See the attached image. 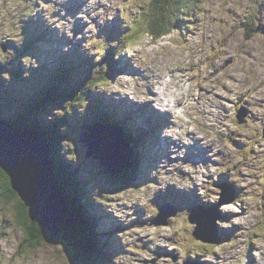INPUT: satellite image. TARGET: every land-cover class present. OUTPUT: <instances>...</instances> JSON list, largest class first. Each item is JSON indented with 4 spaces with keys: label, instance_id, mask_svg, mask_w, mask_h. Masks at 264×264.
<instances>
[{
    "label": "rangeland",
    "instance_id": "1",
    "mask_svg": "<svg viewBox=\"0 0 264 264\" xmlns=\"http://www.w3.org/2000/svg\"><path fill=\"white\" fill-rule=\"evenodd\" d=\"M196 3L186 2L190 4L189 11L182 17L188 22L178 31L158 41L139 36L133 46L125 48L123 62L133 71L120 67L113 73V84L106 89L93 88L117 98L115 101L120 106L122 100H128L131 107L138 108L133 115L138 111L144 113L139 115L137 125L133 124L135 133L124 134L132 149L135 135L139 142L145 141V147H138V152L134 149L131 156L137 155L138 178L141 174L144 183L118 194L105 193L100 187L92 190L103 194L106 201L102 211L111 221L107 223L99 212L95 213L105 234L100 235L104 245L98 249L102 264H264V230H259L264 226V0H198ZM150 4L149 0H0V82L9 80L7 71H1L8 57L20 65L27 63L26 69L38 70L44 65L36 82L50 84L51 76L45 68L56 56L76 51L82 56L96 57L98 50L90 49L91 40L105 42L115 33L111 27H125L130 20L137 21ZM33 23L47 30V37L51 36L48 43L33 44L34 49L41 48L45 54L36 52L17 57L14 48L28 42ZM164 66L171 70L165 71ZM50 92L56 100L67 98V94L56 89ZM8 95L11 103L0 87V113L16 108L14 102L20 100L11 90ZM164 97L169 101L177 99L175 115L184 120L183 129L189 130L178 146L169 145L168 149L163 138H173L176 142L173 133L180 130V125L166 116L169 112L162 102ZM87 105L90 112L94 110V103L91 108ZM35 108L43 114L52 112L49 108ZM72 111L67 117L73 114L69 124L73 130L74 124L77 127L81 124L75 117L77 110ZM148 111L155 112L157 117L148 115ZM55 112L58 110L52 115ZM49 118L44 121L37 118L35 123L20 121L14 129L26 133L34 124L41 126L40 123L51 121ZM84 120L86 117H81V122ZM106 132L102 134L105 138L123 142L120 125L112 129L113 134ZM36 134L44 140L43 133ZM76 136L79 137H74L75 142L83 137ZM151 136L155 141L152 150L148 146ZM114 140L109 139V143L117 154ZM65 143L59 144V158L67 161L72 148ZM77 151H81L79 146ZM147 157L152 158L147 161ZM91 162L95 163L93 160L79 163L88 177H92ZM95 169L101 175L97 180L109 181L101 172V165L96 164ZM224 174L231 176L232 183L240 188V195L234 200L218 185ZM88 177L85 180L89 184ZM166 197L171 199V204H163ZM17 199L22 203L19 196L10 197L5 204L0 202V264H70L68 253L61 246L46 242L47 245L36 248L35 243L24 244L28 237L15 219L20 204ZM114 199L117 200L113 202ZM196 200L207 205L203 210L217 213V229L209 237H217L220 241L216 244L222 246L213 244L207 250L194 244L193 227L187 218L199 211H191V203ZM102 201L98 200L99 206ZM24 208L30 219V209ZM161 208L167 213L176 209V214L167 220L166 226H154ZM31 221L38 224L36 218ZM222 234L235 236V244L227 243L220 237ZM66 235L64 238L69 240ZM184 249L188 252L181 251ZM105 250H112L114 255L102 253ZM83 260L92 264L85 255L79 264Z\"/></svg>",
    "mask_w": 264,
    "mask_h": 264
},
{
    "label": "trees",
    "instance_id": "2",
    "mask_svg": "<svg viewBox=\"0 0 264 264\" xmlns=\"http://www.w3.org/2000/svg\"><path fill=\"white\" fill-rule=\"evenodd\" d=\"M149 1L151 6L149 9H146L140 13V16L136 22L132 21L135 29L134 31L132 30L122 37L126 38L124 41L114 44H112V42L108 39L103 43H98L99 41L95 40L90 42V49L92 51L95 49L98 50V54L94 58L82 56L80 53L76 54V51L66 54L65 56L62 54L56 56L54 62L50 63L46 68V71L51 76V83L48 85L44 84L43 87H39L40 89L38 90H36V76L42 72L41 68L44 65H41V68L38 70L32 68L26 69L20 65V63H16L13 59H11L6 61V63L3 64L1 68V71H7V76H9L8 81L3 79L0 82V87H2V95L11 97L8 95L9 90L15 94H18L19 97L23 95L30 96L29 92H35V95L32 98L33 106L42 109H48L50 106L54 105V107L59 110L58 112H55L56 116L55 118L53 117V121L43 124L40 123L42 127L34 124L31 128H28V130L35 133H43L42 137L50 147V151L53 154L52 159L56 167L55 172L58 180V186L63 192V197L66 198V203L71 206L74 214L79 217L81 227L83 229L82 234L80 235L78 233H72L73 237L71 238V241L77 250L76 254H78V258L81 260V258L85 255L88 260H92V264H99L101 262L99 261V257H102V254L98 251V249H101L99 246L101 247L104 245L103 242L100 241L99 233L95 235L92 232L94 230H99V227L101 226V221L99 218L96 219L94 214L93 217L96 220L94 223L91 216L96 210V207L92 206L93 203H96L97 207H99V202L94 201L95 198L93 197V200L91 194L86 195L90 190L94 191L95 189H92L90 186H88V182L81 178L79 170H77V168H73L72 166L69 167L71 164L68 159L67 161H64L63 158H59V144H61L63 141L66 142L69 144V147L72 148V154L75 156V152L79 155L77 146L75 145L74 137L76 136V132H78L82 126L86 124L101 123L120 125V128L124 129L126 135L135 133V126H133V124L137 125L136 120H138L139 117L128 119L126 113L120 112L117 114V110L120 111V108L123 105L120 106V104H117V102L110 96L104 95V92H101L103 96L97 95L93 88L98 87L105 89L111 84L110 77H112L113 73H115L118 69L117 65L119 63V61L114 60V57L121 55L123 52V47L125 48L126 45H133L136 43L139 36H147L154 41H158L159 39L166 37L168 34L174 31V29H176V26L180 25L181 14L189 9V5L191 4H186L188 0ZM192 1L195 4L198 2V0ZM34 32H44L47 34V30L41 27L36 28ZM31 33L32 32H30V34ZM119 36L121 35L116 33L115 38H118ZM32 41L33 43L30 40L26 43V46L21 48H14L17 52V57L18 55H22L25 51H31L33 49V44L38 41V36H36V34L33 36ZM118 43H121L122 47L118 46ZM34 50L35 52H31L32 54H35L36 52L45 54L41 48L37 50L35 47ZM53 89L67 94V98H65L64 95L63 97L65 99H59L65 101L58 100L55 103L54 100L56 99L53 97L55 95L50 92V90ZM39 97L42 98V102L38 103V101H40ZM27 100H30V97H28ZM1 101L4 100L1 99ZM65 103H68L69 107H66ZM87 103L89 104V108H91L92 103L95 104L94 111L90 112L89 109H87ZM35 107H31V110L27 111L30 114L28 117L18 115V113L16 116L15 114L8 115V113L3 112L0 113V119L8 120L14 128L19 125L20 121H29L31 123H35V120L41 116V112ZM81 108H84V110H80ZM57 109H54L53 112ZM73 109L77 110V121L81 125H79L77 128H73L72 130L71 127H69V124L70 118L73 116V114L69 116V119L67 114L74 113V111H72ZM85 111H89V115L81 116ZM81 117H86V120L81 122ZM40 120L44 121V119ZM66 120L68 124L66 123ZM129 120H131V122H128ZM72 141L74 144H72ZM152 141L153 138H149L148 146L150 147V150L153 144ZM134 146L135 151H138V147H145V141L139 142L138 137L135 135ZM134 149L131 148V154H133ZM70 158L74 160L73 157L70 156ZM136 158L137 155L135 153V158H132V160L131 158L129 159V161H131L129 162L127 169H125L126 171L124 175H120L118 182L116 181V184L113 182L112 185L115 184V186L121 187L123 189V187L128 186L131 181H133L135 184L136 181H139L138 173L140 167ZM78 162L80 163V161ZM66 189H68L69 193L66 191ZM17 195L18 194L12 190L8 177L0 169V202L5 204L10 197H18ZM102 195L103 194H101L100 198L105 200ZM17 200L20 204L17 206L18 214L15 216V219L19 222L20 227L22 230L24 229L26 236L28 237V239L26 238L27 241L24 239V244L30 245L35 243L37 245L36 248L44 246L46 242L47 244H53L52 240L56 238L52 237L50 233L43 231V229H41L38 224L36 225L35 223H32V221L29 219L26 209L23 207L19 199ZM79 202L81 204H79ZM91 206L92 209H94H91L93 213L89 212ZM26 225L30 227L27 228ZM231 242H233V240ZM213 246H221V244L218 243ZM213 246L210 245L204 247L209 250ZM82 264L88 263L83 260Z\"/></svg>",
    "mask_w": 264,
    "mask_h": 264
},
{
    "label": "water",
    "instance_id": "3",
    "mask_svg": "<svg viewBox=\"0 0 264 264\" xmlns=\"http://www.w3.org/2000/svg\"><path fill=\"white\" fill-rule=\"evenodd\" d=\"M115 128V126L95 123L87 126L86 132L82 133V139L77 141V145L81 148L82 161H95V163L91 162L94 167H90L89 171L96 182L101 183L100 188L105 193L121 191L122 188H118L115 184L119 176L124 175L128 162L131 161H129L130 151L126 153L127 161L118 160L114 156L116 152L111 149L109 140L102 135L107 129ZM120 138L123 141L122 145L124 143L126 148L128 147L127 151L131 150L130 144L125 142L122 135ZM52 155L48 144L36 133L30 130L26 133L18 132L10 124L0 122L1 171L8 177L12 190L21 198L24 207L30 209V219L36 218L41 229L56 238L52 243L61 246L69 254L70 264H79L81 260L71 241L72 236L68 237L69 240L63 238L69 226L78 225V219L74 212L68 209V203L60 194ZM96 164L101 165V172L109 179L108 182L103 178L97 180L101 175L95 169ZM113 182L115 184L112 185ZM62 206L67 210L65 211ZM168 216L156 222V225H165ZM190 221L198 225L193 233L197 240L214 243L215 240L209 238L212 224L195 219Z\"/></svg>",
    "mask_w": 264,
    "mask_h": 264
},
{
    "label": "bare ground",
    "instance_id": "4",
    "mask_svg": "<svg viewBox=\"0 0 264 264\" xmlns=\"http://www.w3.org/2000/svg\"><path fill=\"white\" fill-rule=\"evenodd\" d=\"M66 55V54H65ZM64 55V56H65ZM119 57L120 58H124V56H122V55H119ZM68 66V65H67ZM164 68H165V71H167V70H171V68L169 67V66H164ZM45 71H46V68H45ZM68 72V71H67ZM160 77H161V75H160ZM50 79V78H49ZM49 83L51 82V80H49L48 81ZM43 85H44V83H41V85L38 83V82H36V90H38V89H40L39 87H43ZM47 85V84H46ZM114 99H117V98H114ZM118 100V99H117ZM40 101H42V98H40ZM54 101H58V100H54ZM118 103H119V101H117ZM162 102H163V104L165 105V107L167 108L166 110L169 112V115H166V116H168L169 118H174V122L175 121H177L178 123H179V125H180V130L178 131V132H175V133H173V137H174V139H176V142L175 141H173V138H163V140H164V142H165V146H167V149L169 148V145H176V146H178V143H181L183 140H184V136H185V134L186 133H188L189 132V130L188 129H183V126H182V124H183V119L181 118V119H179L176 115H175V113H176V106L178 105V101H177V99L176 100H173V101H169V99H167L166 97H164V98H162ZM121 105H123L121 108H120V111H118L117 110V114H119L120 112H122V113H128L129 115V118L131 119V117H130V115L132 116L133 115V111H134V109H135V111L136 110H138V108H135L134 106H132L131 107V105L129 104V103H127V104H123V102L121 103ZM94 111V110H93ZM245 111V110H244ZM93 113V112H92ZM138 115V112L134 115V116H137ZM148 115H150V116H152V117H157V114L155 113V112H150V111H148ZM242 115V114H241ZM53 117H55L56 116V113H54L53 115H52ZM76 117V116H75ZM77 118V117H76ZM170 120H172V119H170ZM71 122V121H70ZM128 122H131V120H129ZM189 123V125L190 126H192V122H188ZM74 124V123H73ZM139 126V129L141 128V125H138ZM176 126H177V124H176ZM178 127V126H177ZM73 128H77V125L76 124H74V126H73ZM107 132L108 131H110V134H113V132H112V130H109V129H107L106 130ZM105 131V132H106ZM124 131V130H123ZM104 132V133H105ZM106 132V133H107ZM124 134H125V131H124ZM82 136V135H81ZM123 137H124V135H123ZM108 139V138H107ZM111 141H113L114 139L112 138V137H110L109 138ZM108 139V140H109ZM114 141H116V140H114ZM206 143V146H208V147H211V144H210V146L209 145H207V142H205ZM117 144V147H118V149H117V154H114V156L117 158V159H120V160H122V159H125V156H127L126 155V153L128 152V151H130V154H131V150H128L127 151V149L128 148H126L124 145L122 146V143L120 142V143H118V141H116L113 145L115 146ZM199 148H201L200 146H199ZM125 151V152H121V151ZM201 150V149H200ZM120 152H121V154H120ZM138 152V151H137ZM131 156H132V154H131ZM131 156H130V158H131ZM129 158V159H130ZM122 161H127V158H126V160H122ZM128 164H129V162H128ZM136 179H138V178H136ZM88 180H89V184H87L88 186L89 185H91V186H93V187H95L96 188V190H94V191H97V190H99L100 188V186H102L101 185V183L99 182H95L94 180H93V177H88ZM139 181H143V178H142V175H140V177H139ZM139 181H136V184H135V186L136 187H140L142 184L139 182ZM10 183V182H9ZM143 183H144V181H143ZM11 184V183H10ZM11 186V185H10ZM59 191H60V194L62 195V198H64V199H66L65 197H63V192H62V190L59 188ZM68 193H69V191H67ZM94 194L95 195V193L92 191V190H90L89 191V193L88 194H86V195H90V194ZM17 194V193H16ZM97 195V194H96ZM142 198V197H141ZM117 199H114V200H112L113 202H115ZM105 201L106 200H104L103 199V201L102 202H100V208L98 209V207H97V205H92L93 207H96V210H95V212L93 213L92 212V210H94V209H92V206L90 207V209H89V212L90 213H93L91 216H92V220L94 221V223H95V218L93 217V215L96 213V212H99V215L100 216H104L105 214H104V212L102 211L103 210V208H104V205H105ZM92 209V210H91ZM71 213H73V212H71ZM74 214V213H73ZM75 215V217L78 219V225L77 226H75V227H73V226H70L69 227V232H68V234L66 235V233H64V235H63V237L66 235L67 237H70V236H72L73 234L72 233H78V234H82V231H83V229H82V227H81V222H80V219H79V217L76 215V214H74ZM97 217H98V215H97ZM103 220H106L107 221V223H109V222H111L110 221V219L109 218H107V215H105L104 216V218H103ZM92 221V222H93ZM105 221V222H106ZM98 233V230H94V232H93V234H97ZM73 237V236H72ZM71 237V238H72ZM102 253H108V256H110V255H114V252H112V250L110 251V252H107L106 250L105 251H102ZM110 253H113V254H110ZM116 253V252H115ZM88 256V255H87ZM69 257V256H68ZM88 258H89V256H88ZM108 259H109V257H108ZM101 262L99 263V264H102V257H101V260H100Z\"/></svg>",
    "mask_w": 264,
    "mask_h": 264
}]
</instances>
